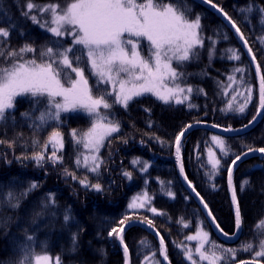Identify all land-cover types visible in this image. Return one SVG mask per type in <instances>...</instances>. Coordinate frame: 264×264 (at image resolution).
Here are the masks:
<instances>
[{
	"label": "trees",
	"instance_id": "obj_1",
	"mask_svg": "<svg viewBox=\"0 0 264 264\" xmlns=\"http://www.w3.org/2000/svg\"><path fill=\"white\" fill-rule=\"evenodd\" d=\"M202 1L184 0L191 18L200 16L199 36L203 44L192 50L188 60L174 64L181 74L177 81L192 89L187 102L164 103L142 94L129 101L126 108L113 104L110 110L100 109L109 120L118 122L120 128L99 149L101 164L96 171L90 170L91 164L83 165V145H77L71 135L73 129L78 135L88 130L92 126L90 116L62 112L58 126L51 121L49 126L37 129L33 119L23 114L38 116L47 106V98L30 95L17 98L15 108L0 121V141H3L0 143V220L6 224L0 226V264H21L25 254L29 257L25 264H32L41 255L59 258V264H124L118 236L109 233L131 222L149 225V220L152 221L149 226L163 239L170 264H189L184 259V251L195 244L189 243L187 237L198 227L206 231L210 241L230 245L216 235L177 170L176 137L194 124L201 126L180 144L183 172L207 205L216 225L228 235L235 232L227 189L228 169L237 155L255 154L233 171L242 220L236 242L258 244L264 239L258 234L264 231L258 227L264 220V157L257 155L261 153L257 150L264 148V109L260 118L246 128L258 111L256 76L232 30L206 4L208 0ZM27 2L0 0V28L9 30L8 37H0V53L18 52L28 44L36 51L25 53L24 59L41 63V52L47 48L72 46L71 38L54 37L30 19V15H37L43 23L45 14L33 9L26 17ZM32 2L43 6L50 0ZM208 4L222 10L239 28L255 56L260 75L264 76V12L261 11L264 0H211ZM141 48L146 50L148 44L143 41ZM75 49L80 48L75 45ZM233 52L239 59L231 58ZM74 55L81 56V52L74 51ZM5 60L6 55L0 56V64ZM85 61L84 54L79 64L73 59V66L84 71L93 95L99 96L108 88L97 83ZM237 68L243 70L241 81H237L240 78ZM72 76L75 77L73 73ZM229 76L236 78L232 89L228 87ZM249 87L251 98L244 112L237 111L234 102L232 110H227L232 93ZM111 98L106 97L109 103ZM53 131L63 136V148L56 151L62 162L48 159L54 151L51 144L47 151L44 149ZM212 135L220 137L226 149L219 153L220 165L214 171L205 158ZM38 153L45 157L39 163L32 158ZM77 158L81 160L79 165ZM125 173H130V178ZM82 180L86 183H81ZM245 180L249 184L241 191L240 185ZM33 184L35 188L31 187ZM97 184L99 190L92 187ZM144 192L152 196L149 203L144 208L130 209L131 199ZM169 192L173 195H168ZM8 193L12 194L13 204L18 202V207L8 205ZM65 215L70 219L65 221ZM126 217L129 219L125 220ZM121 220H125L123 225ZM28 236L33 239L29 241ZM123 244L128 249L129 264H155L156 261L163 264L158 242L144 226L126 230ZM253 255H237L235 264L252 261ZM258 263L264 264V258H259Z\"/></svg>",
	"mask_w": 264,
	"mask_h": 264
},
{
	"label": "snow or ice",
	"instance_id": "obj_2",
	"mask_svg": "<svg viewBox=\"0 0 264 264\" xmlns=\"http://www.w3.org/2000/svg\"><path fill=\"white\" fill-rule=\"evenodd\" d=\"M211 3V0H208ZM213 7H216L213 5ZM26 17L30 15L33 9L39 14H47L43 18V23L37 15H30L33 23L50 31L53 35L61 37L64 35L72 36V46L67 48L49 47L41 52L43 62L37 63L36 59H24V54L35 52L30 45L25 44L19 51H8L0 53V56L6 55V60L0 64V121L6 117L9 110L15 108L18 97L30 95L32 97H46L48 104L38 116L34 118L30 113L23 115L33 119V124L37 129H43L49 126L51 121L58 123L61 120L62 112H73L78 109L87 112L92 118V126L87 132L80 135L77 130H72V137L77 145H83L89 150L90 155H84L83 163L85 167L96 171L101 164L98 155L99 149L103 146L106 138L112 133L119 131V123L108 119V115L101 113L100 109L110 110L113 104H121L125 108L129 101L134 97L144 93H152L164 103L175 101L181 104L188 99L186 93H191V88L180 87L175 81L179 79L180 73L172 66V61L183 62L190 58L192 50L197 46H202L199 30L201 27L200 16L191 18L190 10L184 0H54L45 6H38L28 0L26 5ZM251 11V9H248ZM222 11V10H221ZM264 12V9H261ZM226 15V14H225ZM233 27L235 24L233 23ZM239 32V28H236ZM9 30L0 28V37H8ZM148 42L147 56L141 54L140 48L143 41ZM246 43V42H245ZM75 45H80V49H75ZM74 51H80L81 56H75ZM251 52V49H249ZM86 53V64H90V74L97 77V83L110 84L111 90L105 91L99 96L93 95V89L89 86V81L85 77L84 71L79 67L73 66V59L76 64L81 62V57ZM70 54L72 57L70 58ZM47 57V60L43 58ZM233 59H239V56L233 52ZM255 56H253V60ZM69 69L70 72L65 70ZM240 72L242 69H235ZM259 65L257 72L259 73ZM75 73V77L72 76ZM62 76L63 81L62 82ZM232 83L236 82L234 76L228 77ZM171 80L173 86L165 83ZM67 84V86H66ZM231 87V84L228 85ZM248 96L244 104L237 107V111L244 112L247 103L251 98L252 89L246 88ZM227 95V91L224 93ZM61 98L57 100V98ZM106 97H114L112 103H109ZM236 95L227 104V110H232ZM259 109H264V76L260 77L259 83ZM258 114L259 111H258ZM227 130V129H226ZM183 131L176 137V154L180 158V140ZM212 140L225 152L223 140L213 136ZM3 143V141H0ZM35 143H39L35 141ZM48 144H51L54 151L48 159L54 162H62V158L56 155L58 150L63 148V136L59 131H53L48 138V143L44 145L47 151ZM253 151V149H249ZM257 151L264 153V148ZM246 155V154H245ZM210 163L213 170H217L220 160L214 158L210 150ZM38 163L45 157L43 153L35 154L33 157ZM237 155L232 161L233 165L240 159ZM77 165L81 160L77 158ZM146 170V169H145ZM181 172L183 167L181 166ZM129 176L130 173H125ZM228 182L232 187V201L236 205L235 224L239 230L242 220L239 204L237 202L236 188L232 185V169H228ZM81 183H86L81 181ZM249 181L245 180L240 185V190ZM35 188L36 185H31ZM97 190L100 185H92ZM195 191V189H193ZM173 195V193H168ZM198 195V193H197ZM8 205L18 207V202L12 203V194L8 193ZM54 203V201H53ZM149 203L147 193L138 195L132 199L128 207L130 209L144 208ZM207 208V205H204ZM156 213L155 208L150 209ZM211 215V213H209ZM65 221L70 217L65 215ZM129 219L126 217L125 220ZM125 220H121L123 225ZM183 222V221H181ZM148 224L151 226L152 221ZM0 226H6L4 220H0ZM185 227L188 225L185 224ZM258 227L264 228V220L259 222ZM219 228V225H217ZM124 228L119 230L112 229L116 233L121 243H123ZM222 231V230H221ZM264 236V231L258 233ZM227 236V233H224ZM31 241L33 237L28 236ZM75 240V237L73 238ZM188 240H197L198 245L195 251L191 248L185 249V256L191 264H235L237 251H254L252 261L243 262V264H258L259 258H264V239H261L258 245L244 243L240 249L224 248L221 245L210 241L209 236L202 230L195 235L187 237ZM143 243V242H142ZM160 252L167 260L164 242L160 240ZM254 247L258 250H254ZM124 253L127 256V246L124 247ZM155 256V253L153 254ZM198 257V260L194 258ZM29 259L25 254L21 264ZM50 257L47 255L36 256L35 264H49ZM56 264H59L57 258ZM155 264H159L156 261Z\"/></svg>",
	"mask_w": 264,
	"mask_h": 264
},
{
	"label": "water",
	"instance_id": "obj_3",
	"mask_svg": "<svg viewBox=\"0 0 264 264\" xmlns=\"http://www.w3.org/2000/svg\"><path fill=\"white\" fill-rule=\"evenodd\" d=\"M197 1H202V0H197ZM203 3H205V1H202ZM213 11H215L221 18L222 20L228 25V27L232 30L233 34L235 35V37L237 38L241 48L243 49L245 55L247 56L253 70H254V73H255V76H256V81H257V87H258V111L260 114H258V111H257V115L255 116L254 120L251 122V124H249V126H247L246 128H249L251 125H253L261 116V113H262V110L263 109H259V83H260V72L258 73L257 72V64H256V61L255 59L253 60V55L251 52H249V47L247 45V43H245L246 41L244 40V38L242 37V35L240 34V32H237L236 31V27H233V23L224 15L223 12H221L220 10H218L217 8L213 7L211 4H208L206 3ZM201 125L199 124H194V125H191L189 127H187L185 129V131L183 132L184 135L181 136V140H180V143L182 140H184L187 135L193 131L194 129H197L199 128ZM175 153H176V145H175ZM253 153H247L246 155H242L240 156L241 158L236 161V164L233 165V163L231 164L230 168L232 169V177H233V171L235 169L236 166H238L239 164H241L242 162H244L246 159L252 157ZM257 155H261L264 157V153H260V154H257ZM176 157H177V154H176ZM177 163V170H178V173H179V176L181 178V180L183 181L184 185L186 186V188L190 191V193L194 196V198L196 199V201L198 202L199 206L201 207V209L203 210L207 220L209 221L211 227L213 228L214 232L216 233V235L225 240L226 242H229V243H234L238 237V234L240 232V229L238 230L236 228V224H235V232L233 234V236H225L221 230L219 228H217V225L215 223V221L213 220V218L211 217V215H209V211L207 210V208H205L204 206V203L203 201L201 200V198L197 195V193L195 191H193V188L189 185L188 181L186 180L185 178V175H184V172H181V157L179 158V160L177 159L176 161ZM232 185H233V180H232ZM227 189H228V194H229V199H230V203H231V206H232V211H233V216H234V222H235V210H236V205L233 203L232 201V187L229 186V182H228V174H227ZM144 226L150 233L151 235L155 238V240L158 242V245H159V248L161 247L160 246V240H161V237L158 235V233L152 228L150 227L149 225H144L143 223H137V222H131L129 224H126L125 226H123L124 228V231L122 233V235L124 234V232L126 230H128L129 228L133 227V226ZM118 242H119V245L121 246L123 252H124V244L121 243L120 239L118 238ZM165 248V246H164ZM160 256H161V260L163 262V264H169L168 260H165L163 255H161V252H160ZM124 264H126V257H125V253H124ZM127 264H129V255L127 256ZM240 264H243V263H240Z\"/></svg>",
	"mask_w": 264,
	"mask_h": 264
},
{
	"label": "rangeland",
	"instance_id": "obj_4",
	"mask_svg": "<svg viewBox=\"0 0 264 264\" xmlns=\"http://www.w3.org/2000/svg\"><path fill=\"white\" fill-rule=\"evenodd\" d=\"M43 6H45V5H43ZM42 7V6H41ZM46 16H47V14H45ZM41 29H43V30H45L47 33H49L50 35H52V36H54V37H57V36H55V35H53L50 31H47L45 28H42L41 27ZM69 37V38H71V40H72V36L71 35H64V36H61V38H64V37ZM144 42H146L147 44H148V42L145 40ZM79 48L81 47L80 45H77ZM196 48V47H195ZM140 51H141V54L142 55H144V56H147V53H148V48L146 49V50H143L142 48H140ZM145 52V53H144ZM85 57H86V53H85ZM45 58V57H44ZM38 63V62H37ZM40 63V62H39ZM175 63H177V61L176 60H173L172 61V66H173V68H174V64ZM89 65V68L91 67L90 66V64H88ZM242 72L243 71H240V72H237L236 74L240 77V78H237V81H241V79H242ZM74 74V76H75V73H73ZM94 78L97 80V77H95L94 76ZM165 83H167L169 86H173V82L171 81V80H166L165 81ZM175 83L176 84H179L180 85V87H183V88H185V89H187V88H189L188 86H185V85H182L179 81H175ZM101 84H103V85H105L107 88H108V90L107 91H110L111 90V85L110 84H104V83H101ZM229 84H231V87H229V89L231 88L232 89V85H233V83L232 82H230V81H228V85ZM144 94H149V95H151L152 97H154V98H156V99H158L155 95H153L152 93H144ZM187 94V96H188V98H189V95H190V93H186ZM232 95H236V99H235V101H234V103H236L237 104V106H239L240 104H244L245 103V99H246V97L248 96V92L244 89H241V91H238V92H234V93H232ZM135 98V97H134ZM61 98H57V100H60ZM114 99V97H112L111 98V101ZM231 99H232V97H231ZM231 99H229V101L231 100ZM159 100V99H158ZM187 100L188 99H186V100H184V102L183 103H185V102H187ZM161 101V100H160ZM163 102V101H162ZM172 103H175V101H171ZM175 104H177V103H175ZM182 104V103H181ZM118 105H120V106H122V107H124L123 105H121V104H118ZM101 109H103V108H101ZM74 112H80V113H83V114H85V115H88V116H90L87 112H85V111H83V110H80V109H78V110H76V111H73L72 113H74ZM91 117V116H90ZM91 119H92V122H93V118L91 117ZM91 128V127H90ZM89 128V129H90ZM88 129V130H89ZM88 130H86L85 132H87ZM185 131V129L183 130V132ZM112 134H114V133H112ZM111 134V135H112ZM213 136H215V135H212L211 137H210V145L206 148V150H205V158H206V161H207V163H208V165L210 166V168L212 169V166H211V163H210V159L212 158V157H210V150H211V153H213L214 154V158L215 159H219L218 157H219V153H221V151H220V148L217 146V144L212 140V137ZM216 137H218V136H216ZM220 138V137H219ZM186 139V138H185ZM184 139V140H185ZM221 139V138H220ZM222 140V139H221ZM183 141V140H182ZM181 141V142H182ZM181 144V143H180ZM175 145H176V142H175ZM175 145H174V151H175ZM56 148L57 149H60L59 148V146H56ZM84 148V147H83ZM84 154L82 155V163H83V157H84V155H90V153H89V150L88 149H85L84 148ZM96 155H98V153H95ZM176 161H177V157H176ZM91 164V161H89V165ZM177 164V163H176ZM181 164H182V161H181ZM83 165H84V163H83ZM85 166V165H84ZM213 170V169H212ZM214 171V170H213ZM144 193H146V192H144ZM144 193H142L141 195H143ZM148 195V194H147ZM148 197H149V199L152 197L151 195H148ZM131 201H132V199H131ZM130 201V202H131ZM200 230H202L203 232H206V231H204L201 227H198L197 228V230H196V232L195 233H193V234H191V235H195L198 231H200ZM190 236V235H189ZM187 241L189 242V243H194L195 245L194 246H188L187 248H191L192 250H193V252L195 251V247L198 245V241L197 240H188L187 239ZM256 245H258V244H254V246H256ZM41 256H44V255H41ZM47 256H49L51 259H50V262H49V264H56V261H57V259L56 258H53V257H51L50 255H47ZM194 258H196L197 260H198V257H196V256H194ZM184 259L189 263V264H191V262L186 258V256H185V251H184ZM32 264H35V258H34V260H33V263ZM198 264H199V262H198Z\"/></svg>",
	"mask_w": 264,
	"mask_h": 264
}]
</instances>
